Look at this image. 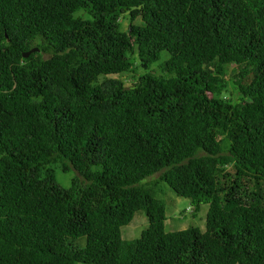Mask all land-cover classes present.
I'll list each match as a JSON object with an SVG mask.
<instances>
[{"label": "trees", "instance_id": "1", "mask_svg": "<svg viewBox=\"0 0 264 264\" xmlns=\"http://www.w3.org/2000/svg\"><path fill=\"white\" fill-rule=\"evenodd\" d=\"M77 263L264 264V0H0V264Z\"/></svg>", "mask_w": 264, "mask_h": 264}, {"label": "rangeland", "instance_id": "2", "mask_svg": "<svg viewBox=\"0 0 264 264\" xmlns=\"http://www.w3.org/2000/svg\"><path fill=\"white\" fill-rule=\"evenodd\" d=\"M138 21V19H137ZM120 28L125 29L129 24L127 13L120 18ZM167 57L166 52L161 53V61ZM160 60L153 63V66L160 62ZM139 65L136 61L134 68ZM231 69V68H230ZM232 71V69H231ZM231 71H229V76ZM134 75V74H133ZM110 78H119L123 81H130V77L127 73L119 75H111ZM75 174L73 169H69L68 172L56 173V179L59 185L67 187L70 179ZM164 194L162 195L166 205V229L177 230L183 229L190 225L198 226L200 229L205 228V214L207 210V204H203L201 209L195 216L191 214V206L189 205V199L176 195V193L168 186L163 185ZM148 220L143 210H138L134 213L133 219L127 225L122 227V237L124 239H133L137 237L143 229L147 227ZM84 239V238H83ZM82 243V241H79ZM82 264V263H77Z\"/></svg>", "mask_w": 264, "mask_h": 264}, {"label": "water", "instance_id": "3", "mask_svg": "<svg viewBox=\"0 0 264 264\" xmlns=\"http://www.w3.org/2000/svg\"><path fill=\"white\" fill-rule=\"evenodd\" d=\"M33 50H37V48H36V47H33V48H31V49H29V50H27V51H24L22 54H23L24 57H26V56H28V54L31 53Z\"/></svg>", "mask_w": 264, "mask_h": 264}]
</instances>
